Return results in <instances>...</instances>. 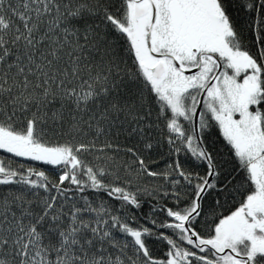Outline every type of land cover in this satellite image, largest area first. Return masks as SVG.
<instances>
[{"label":"snow or ice","instance_id":"1","mask_svg":"<svg viewBox=\"0 0 264 264\" xmlns=\"http://www.w3.org/2000/svg\"><path fill=\"white\" fill-rule=\"evenodd\" d=\"M0 264H264V0H0Z\"/></svg>","mask_w":264,"mask_h":264},{"label":"trees","instance_id":"2","mask_svg":"<svg viewBox=\"0 0 264 264\" xmlns=\"http://www.w3.org/2000/svg\"><path fill=\"white\" fill-rule=\"evenodd\" d=\"M162 163V162H161Z\"/></svg>","mask_w":264,"mask_h":264}]
</instances>
